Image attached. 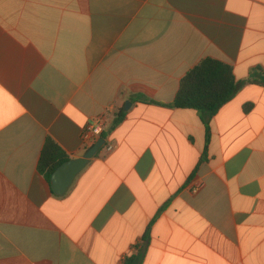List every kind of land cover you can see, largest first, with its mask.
Wrapping results in <instances>:
<instances>
[{
  "label": "crops",
  "instance_id": "obj_1",
  "mask_svg": "<svg viewBox=\"0 0 264 264\" xmlns=\"http://www.w3.org/2000/svg\"><path fill=\"white\" fill-rule=\"evenodd\" d=\"M206 58L263 80L264 0H0V264H264V86L165 107ZM102 116L56 195L47 140L82 158Z\"/></svg>",
  "mask_w": 264,
  "mask_h": 264
},
{
  "label": "trees",
  "instance_id": "obj_2",
  "mask_svg": "<svg viewBox=\"0 0 264 264\" xmlns=\"http://www.w3.org/2000/svg\"><path fill=\"white\" fill-rule=\"evenodd\" d=\"M247 83L264 86V79L258 81L251 77L247 82L238 81L232 66L219 60L206 58L184 76L174 102L165 107L192 110L201 115L213 116L232 101ZM125 116L126 113L121 111L114 120L112 128L118 126ZM205 129L207 151L211 141V130L206 122ZM204 160L205 157H203ZM68 161L70 158L49 139L42 151L38 169L51 184L55 171Z\"/></svg>",
  "mask_w": 264,
  "mask_h": 264
},
{
  "label": "water",
  "instance_id": "obj_3",
  "mask_svg": "<svg viewBox=\"0 0 264 264\" xmlns=\"http://www.w3.org/2000/svg\"><path fill=\"white\" fill-rule=\"evenodd\" d=\"M130 103L126 104L125 111L129 110ZM104 138H100L82 158L72 159L60 166L52 176L51 187L58 196L65 195L73 185L77 176L88 166L90 161L105 146Z\"/></svg>",
  "mask_w": 264,
  "mask_h": 264
},
{
  "label": "built area",
  "instance_id": "obj_4",
  "mask_svg": "<svg viewBox=\"0 0 264 264\" xmlns=\"http://www.w3.org/2000/svg\"><path fill=\"white\" fill-rule=\"evenodd\" d=\"M106 124L107 118L102 116L86 128L83 133V143L88 145V149H90L100 138H102L106 129ZM107 150L110 152L113 150V147H109Z\"/></svg>",
  "mask_w": 264,
  "mask_h": 264
}]
</instances>
